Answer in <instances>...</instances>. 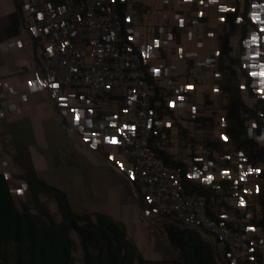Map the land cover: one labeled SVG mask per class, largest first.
Masks as SVG:
<instances>
[{
	"label": "built area",
	"instance_id": "2783aa9c",
	"mask_svg": "<svg viewBox=\"0 0 264 264\" xmlns=\"http://www.w3.org/2000/svg\"><path fill=\"white\" fill-rule=\"evenodd\" d=\"M18 1L22 12L19 37L27 55L34 61L33 73L38 77L41 87L47 91L49 105L62 124L64 133L96 155H100L101 146L110 144L105 137H116L119 163L114 169L120 173L122 170L128 172V177L134 182L135 196L145 201V218L155 223L160 237L167 241L161 224L173 221L188 228L200 227L201 236L214 244L220 255L225 252L231 264H253L255 255L264 258V226L256 224L262 218L257 202L260 179L257 172H248L249 169L258 167H252L242 151H232L230 144H224L222 150L208 145L209 135H212V139L221 137L226 128L225 111L222 108L225 101L221 104L218 102L221 87L215 90L216 93H202L199 103L194 100L195 106L207 110L206 117L213 121L201 128L193 123L190 127L185 126L188 136L194 138V141L186 139V151L180 149L178 139L172 137L175 132L174 134L183 138L179 129L174 127V131H169L172 146L168 149L180 153L190 165L193 181L216 188L219 186L215 182L219 180L230 182V195H223V201L235 206L241 216L227 215L220 208L223 221L217 222L206 213L205 196L186 191L180 171L166 165L150 146L151 100L155 91L147 81V74H151L154 82L164 88L159 77L153 75V69L161 66V59H154V65L146 70L147 64L152 61L131 47L121 45L122 23L116 11V0ZM122 1L130 4L134 0ZM222 1L224 8H232L231 0ZM261 1L251 0L248 16L253 5ZM127 16L128 13L126 21ZM249 18L251 19L250 16ZM260 21H264V16H261ZM260 21L254 23L259 34L262 33L260 28L264 27V23ZM220 22L221 20L217 24ZM239 26L240 24L238 28ZM128 31L136 46L131 30ZM168 34L171 41L169 31ZM204 42L209 46L213 44L207 38H204ZM244 46L248 72L261 71L264 51L252 60L246 55V49H249L246 41ZM211 64L210 75H214L213 61ZM190 74L187 85L193 86ZM216 78L220 79L219 76ZM251 78L254 91L264 98L260 91L264 88L261 83L264 77ZM54 84L58 87H52ZM178 92L175 91L171 99L165 92L164 98L168 104L170 101L174 103V106L169 104L173 117L184 121L175 116L173 111L180 102H192V97L191 93H182L184 100L180 99L181 91ZM4 99V80L0 78V108ZM73 108L76 109L75 112L71 111ZM169 118L173 123L175 119ZM124 125L128 127L125 128ZM246 125L249 136L258 145L264 146V120L258 133L254 132L256 124L253 120H248ZM193 162L197 163L196 166ZM225 171L228 175L223 174ZM205 176H212L213 179L207 181ZM241 199L244 200L243 205L240 203Z\"/></svg>",
	"mask_w": 264,
	"mask_h": 264
},
{
	"label": "trees",
	"instance_id": "16d2710c",
	"mask_svg": "<svg viewBox=\"0 0 264 264\" xmlns=\"http://www.w3.org/2000/svg\"><path fill=\"white\" fill-rule=\"evenodd\" d=\"M231 1L232 10L222 12L224 20L214 28L206 25L203 29V37L211 40L217 52L213 58V74L221 79L218 101L220 104L225 101V105H222L226 121L223 135L227 137L225 141L221 137L212 139V135H209L207 140L213 149L222 150L224 144H230L232 151H242L247 162L260 170L257 172L260 179L257 202L262 218L256 224L264 226V146L258 145L249 136L246 125L248 120H253L256 124L254 132L258 133L264 120V98L254 91L245 62L244 41L251 30H258L248 16L251 0ZM115 3L122 23L121 45L131 47L142 55L131 41L126 25L130 4L122 0H116ZM16 7V12L11 16L12 34L19 32L22 20L19 3H16ZM153 65L154 62L148 63L146 70ZM147 81L155 91L150 116L152 135L149 143L152 149L166 165L180 171L186 191L205 196L208 217L217 222L223 221L222 209L227 215L240 217L241 213L235 206L223 201V195H230L229 181L223 179L215 182L218 188L193 181L190 165L180 153L168 150L172 146L169 127L160 125L164 117L175 119L171 125L179 129L183 138L191 141L194 138L188 136L185 126L178 124L180 119L173 117L168 101L164 98V88L156 84L149 73ZM241 84L245 85L243 89ZM212 121L210 117H199L192 123L201 128ZM7 153L10 164L4 169L0 168V264H75L72 256L74 249H79L81 253V264L147 263L138 253L130 256L128 248L135 246L127 239L124 229L114 221L99 213L81 216L72 213L65 195L37 178L27 150H10ZM193 163L196 166L197 163ZM8 173L17 184L10 183ZM19 183H24V186L21 188ZM20 189L21 198H16V192ZM44 193L52 195L58 213L56 216L44 209L41 202V194ZM139 200L143 208H146L145 201L142 198ZM252 222L255 223L254 220ZM161 226L166 232L169 246L177 252L176 264H231L225 252L220 255L214 244L201 236L200 227L188 228L173 221H164ZM252 263L264 264V258L255 255Z\"/></svg>",
	"mask_w": 264,
	"mask_h": 264
},
{
	"label": "crops",
	"instance_id": "0c3cea01",
	"mask_svg": "<svg viewBox=\"0 0 264 264\" xmlns=\"http://www.w3.org/2000/svg\"><path fill=\"white\" fill-rule=\"evenodd\" d=\"M16 3L19 1L0 0V78L4 80L5 92L0 108L3 119L0 168L10 164L7 151L27 150L37 178L62 192L72 213L79 216L99 213L124 229L127 238L145 237L143 224L148 220L135 196L134 182L127 171L120 173L114 169L119 160L115 144L101 146L100 155H96L64 133L49 105L47 91L33 73L34 61L27 55L19 32L12 34L11 16L16 12ZM223 3L222 0H134L130 3L127 28L144 56L152 62L161 59V66L153 75L159 77L169 99L178 90L181 95L191 93L192 102H180L173 111L184 120L178 124L186 127L208 113L198 109L194 100L199 103L202 93L207 95L221 87V80L210 75L216 49L204 42L203 29L205 24L214 28L221 20ZM256 5L249 10V16L255 12L261 19L264 0ZM252 36L257 37L255 44ZM245 41L249 48L246 55L252 60L255 53L260 55L264 51V33L251 30ZM189 74L193 78L191 88L186 87ZM161 124L173 123L164 117ZM174 127L170 125L169 131ZM174 133L172 137L178 139V147L187 150L186 139ZM176 260L162 263L146 260V264H176Z\"/></svg>",
	"mask_w": 264,
	"mask_h": 264
},
{
	"label": "rangeland",
	"instance_id": "374dc122",
	"mask_svg": "<svg viewBox=\"0 0 264 264\" xmlns=\"http://www.w3.org/2000/svg\"><path fill=\"white\" fill-rule=\"evenodd\" d=\"M214 93L216 92L214 91ZM214 93L213 98L215 97ZM8 176L9 181L12 185L17 184L11 178L9 173ZM19 186L22 188V186H24V183H19ZM17 192L16 198H21V189ZM41 202L43 204L44 209L48 213L54 216L58 214L52 195L48 193L41 194ZM143 226L145 228V237H128L135 245V247H133L132 249H130V247L128 248L130 256L132 255L133 257L135 253H138L147 261H156L161 263L175 261L177 259V252L169 246L168 242L165 239L160 237L155 223L153 221H146ZM72 256L75 264H81V253L79 249H74L72 252Z\"/></svg>",
	"mask_w": 264,
	"mask_h": 264
},
{
	"label": "snow or ice",
	"instance_id": "6c2138e0",
	"mask_svg": "<svg viewBox=\"0 0 264 264\" xmlns=\"http://www.w3.org/2000/svg\"><path fill=\"white\" fill-rule=\"evenodd\" d=\"M202 2H203V0H202ZM253 7H257V5H253ZM262 7H264V5H262ZM221 11H222V12H225V11H228V9H226V8H224V7L222 6V7H221ZM220 19H221V21H223V20H224V17L221 16ZM251 19H252L253 23H256L258 20H260L258 14L255 13V12H253V13L251 14ZM260 22H261V23H264V21H260ZM260 32L264 33V27L260 28ZM251 39H252L253 44H255L256 41H257V37H256V36H252ZM218 54H219V53H218ZM258 55H259V53H255V54H254V57H255V56H258ZM253 67H254V66H253ZM153 71L156 72V71H158V69H153ZM248 75H249V76H252V77H256V76L264 77V64L261 65V71H259V72H255V71H253V72L248 73ZM261 83L264 84V79L261 80ZM29 84H31V81H29ZM52 87L55 88V87H58V85H55V84H54V85H52ZM186 87H187V88H191L192 86H191V85H186ZM240 87L243 89V88L245 87V85H244V84H241ZM260 91H261L262 94H264V88H262ZM61 99H64V97H61ZM180 99H183V97H180ZM169 104H170V106H174V103H173L172 101H170ZM90 110H91V109H89V111H90ZM71 111L75 112L76 109L73 108V109H71ZM114 127H115V126H114ZM123 127L126 128V127H128V126H127V125H124ZM117 131H120V129H117ZM221 139L227 141V137H225L223 134H221ZM105 140H106L108 143H110V144L118 143V140H117L116 137H114V136H113V137H105ZM109 159H112V157H109ZM117 163H119V161H117ZM121 167H123V166L121 165ZM253 171H255V172H259L260 170H259V169H249V170H248L249 173H251V172H253ZM223 174H224V175H228V173H227L226 171H225ZM243 178H244V176L242 175V176H241V179H243ZM204 179L207 180V181H211V180L213 179V177H212V176H205ZM240 203L243 205V204H244V200L241 199Z\"/></svg>",
	"mask_w": 264,
	"mask_h": 264
}]
</instances>
